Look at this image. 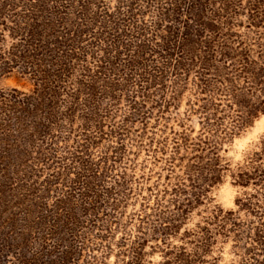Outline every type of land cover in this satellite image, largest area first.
<instances>
[{"label":"rangeland","instance_id":"obj_1","mask_svg":"<svg viewBox=\"0 0 264 264\" xmlns=\"http://www.w3.org/2000/svg\"><path fill=\"white\" fill-rule=\"evenodd\" d=\"M0 264H264V0H0Z\"/></svg>","mask_w":264,"mask_h":264}]
</instances>
